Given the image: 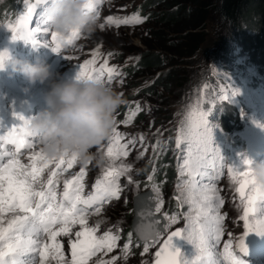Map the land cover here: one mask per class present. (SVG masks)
Wrapping results in <instances>:
<instances>
[{"label": "rangeland", "instance_id": "1", "mask_svg": "<svg viewBox=\"0 0 264 264\" xmlns=\"http://www.w3.org/2000/svg\"><path fill=\"white\" fill-rule=\"evenodd\" d=\"M34 2L35 0H29V3ZM144 6H151L150 0H104L100 5L94 31L82 33L72 45H65L60 55L42 46L33 48L22 40L13 41L11 31L0 27V51L6 49L12 56L32 62H48L57 78L75 76L77 65L92 59L91 53L97 50L100 53L97 67L103 59H108L109 66L118 74L117 78H112L111 88L124 101L118 108L115 119L117 131L122 137L120 143L127 145L128 155L117 159L115 164L129 165L130 170L119 177V198L100 204L99 213L89 210L93 214L88 217L93 220L90 226L99 222L97 235L111 230L114 235L119 236L112 252L97 254L104 260L115 256V264H155L154 254L159 245L151 246L147 253H143V244L136 243L131 231L134 198L151 191L156 203L157 193L153 191L154 186L159 188V199L162 200L161 211L155 214L163 218L165 214H178L177 223L171 225L161 239L171 231L185 227L183 213L187 212L188 205L178 206L175 198L178 195L176 184L180 179L177 165L182 161L178 158L179 150L174 149V138L188 112L197 104L208 113L207 119L214 126L213 132L218 139L227 142L234 151L232 158L236 163L228 157L230 162H224L220 177L212 181L224 201L219 209L224 217L223 233L220 243L215 246L216 253H220L226 241L237 245L244 234L239 199L229 179L228 167H240L242 158L249 157L243 149H249L256 153L259 160H264V46L260 47L259 34L250 32L243 40L238 39L236 31L221 20L216 10L209 14L198 30L188 31L191 32L189 37H185L187 31L178 35L166 32L157 25L159 13L167 11L166 6H151V10L147 12L146 17L149 20L146 23H107L109 16L129 17L137 14V9ZM41 10L39 7L36 9L30 27L36 26ZM23 11L24 0H0V25L14 22ZM101 24L104 25L103 28H100ZM47 39L51 41L50 35ZM37 40L42 45L44 36L38 33ZM261 43L264 44V37ZM153 55L159 56L161 62L158 66H137L142 59ZM131 67L135 69L130 70ZM33 86L19 74L0 72V121L5 128L10 127L15 108H24V101L29 103L32 100H20L12 93L11 88L20 87L18 90L23 93L30 89L33 95L39 87L38 84ZM46 92L47 90L43 91V101ZM224 93L230 99L221 100L219 97ZM45 106L37 101L36 105L19 115H25L24 118L29 119ZM223 112L230 115V131H226V126L221 125L219 120ZM129 116L131 119L125 124L124 121ZM169 138L173 142L171 147L167 146ZM103 145L106 150L107 141ZM92 151L95 153L98 149L94 148ZM25 153L22 155L23 160L21 158L23 164L29 156ZM103 158L102 165L94 160L85 168V195L93 191L95 181L103 176V167L109 163L106 156ZM81 166L77 162L68 172L78 173ZM68 172L64 175L67 176ZM150 175L153 177L151 181L148 180ZM207 182L206 179L203 181ZM60 187L62 188V182ZM129 233L132 236L125 258L121 250L129 242ZM252 241L257 243V247H263L259 257L264 261V236L251 233L244 243L250 244ZM183 245L181 252L191 259L195 255V249L184 240ZM63 250L65 257L70 258V244L63 246ZM96 259L92 257L89 264H94Z\"/></svg>", "mask_w": 264, "mask_h": 264}, {"label": "snow or ice", "instance_id": "2", "mask_svg": "<svg viewBox=\"0 0 264 264\" xmlns=\"http://www.w3.org/2000/svg\"><path fill=\"white\" fill-rule=\"evenodd\" d=\"M103 3L104 0H86V8L95 15L96 20ZM42 4L43 0H35L34 3L24 0V11L18 19L0 27L11 31L13 41L22 40L33 48L42 46L60 55L62 48L72 45L82 33L76 31L67 37L59 36L50 30L42 10L36 26L30 27L36 9H42ZM144 19L138 13L123 18L109 16L107 23L138 24ZM99 26L104 27L103 24ZM38 33L44 36L42 45L38 43ZM49 35L50 42L47 39ZM6 55V52L0 53V60ZM91 55L92 59L77 65L76 77L99 78L111 87L116 70L109 66L108 59H103L97 67L100 59L98 50ZM219 98L230 99L226 93ZM136 110H139V105ZM13 115L19 123L11 127L5 128L0 121V264H89L92 257L97 258L94 264H115V256L104 260L97 254L112 252L119 236L111 230L97 235L99 222L90 226L88 217L93 212L99 213L100 204L119 198V177L130 170L129 165L115 164L117 159L128 155L127 145L120 143L122 137L117 131L116 119L106 150L104 145L98 148V152L106 156L109 163L103 167V176L95 181L93 191L85 195L83 180L86 166L82 165L78 173L68 172L79 162L78 158L75 155L48 158L37 141L29 136L28 119L15 112ZM207 116L208 113L197 104L188 112L176 133V148L185 145L184 155L180 157L182 162L177 165L180 179L176 184L178 195L175 197L178 206L188 205L187 212L183 213L185 227L171 231L161 239L162 233H167L178 220V214H165V224L160 225L158 219L149 220L148 230L140 233L143 253H147L151 246L159 245L155 252V264H245L240 258V254L247 255L245 238L251 233L264 236V186L257 183L251 162L243 157L240 167H228V176L239 199L242 212L240 219L244 226V234L236 245L238 254H234L231 242L224 244L222 253L214 251L223 233L224 217L219 209L224 201L212 181L223 170L224 157L214 144V126L210 125ZM129 119L131 116L124 123L127 124ZM9 145L12 147L9 148ZM22 149L29 152L28 164L21 163L19 159ZM66 172L67 176L64 175ZM152 179L150 175L148 180ZM205 179L207 183H203ZM153 191L157 193L155 212L160 213L162 200L159 199V188L154 186ZM61 236L68 237L70 258L65 257L63 245L57 239ZM131 236L129 233V242L121 250L125 258ZM175 239L191 244L195 255L191 259L186 258L175 246Z\"/></svg>", "mask_w": 264, "mask_h": 264}, {"label": "clouds", "instance_id": "3", "mask_svg": "<svg viewBox=\"0 0 264 264\" xmlns=\"http://www.w3.org/2000/svg\"><path fill=\"white\" fill-rule=\"evenodd\" d=\"M42 14L51 31L67 37L73 32L91 33L97 25L86 0H43ZM7 55L0 60V72L23 76L30 85L47 86L45 107L28 119L27 131L50 159L75 155L81 165L104 163L99 148L112 135L115 115L123 98L99 78H57L51 65ZM214 138V134H213ZM252 173L264 186V160L246 157Z\"/></svg>", "mask_w": 264, "mask_h": 264}, {"label": "trees", "instance_id": "4", "mask_svg": "<svg viewBox=\"0 0 264 264\" xmlns=\"http://www.w3.org/2000/svg\"><path fill=\"white\" fill-rule=\"evenodd\" d=\"M153 7L166 6L168 9L164 13H159L158 27L166 32L176 35L196 31L201 27V23L207 20L209 14L216 10L221 20L236 31L237 38L243 40L248 33H258L260 47L264 37V0H150ZM144 6L138 8L136 13L144 17L143 23H146L147 12L152 8ZM185 37H189V34ZM159 56L153 55L148 59H142L137 66L156 67L160 64ZM135 69L131 67L130 70ZM150 92V90L148 91ZM227 112H223L219 120L221 125H225L226 131H230L231 118Z\"/></svg>", "mask_w": 264, "mask_h": 264}, {"label": "water", "instance_id": "5", "mask_svg": "<svg viewBox=\"0 0 264 264\" xmlns=\"http://www.w3.org/2000/svg\"><path fill=\"white\" fill-rule=\"evenodd\" d=\"M155 204L156 203L154 200V194L151 191L140 194L134 198V206H133L134 217L131 224V231L135 236L136 243L138 244L140 243L143 244V240H141L139 236L140 233L146 232L148 230L149 220L158 219L160 221V225L166 223V221L161 215L155 214ZM175 230H179V229H175ZM174 244L177 248H179L182 251L184 246L182 239H175Z\"/></svg>", "mask_w": 264, "mask_h": 264}, {"label": "bare ground", "instance_id": "6", "mask_svg": "<svg viewBox=\"0 0 264 264\" xmlns=\"http://www.w3.org/2000/svg\"><path fill=\"white\" fill-rule=\"evenodd\" d=\"M45 58H46V56H45ZM49 60V59H48ZM48 63V62H47ZM38 88L34 91V93H33V95H31V93H30V89H28V92H25V93H23V92H21V91H19L18 90V88H20V87H12L11 88V90H12V93L15 95V96H18V98L20 99V100H31V101H29V103L27 102V101H24V108H15V110H14V112L16 113V114H22V112H27L28 110L27 109H29V108H31V107H33L34 105H36L37 104V101H40V102H42V105H44L45 104V101H43V97H42V95H43V91L44 90H47V88L45 89V86H42V85H39L38 84ZM32 87H34L33 85H32ZM34 99V100H33ZM25 116V115H24ZM12 119L13 118H11V122H12ZM11 146V145H10ZM27 151V149H22L21 150V152H22V154L19 156V159H20V161H22L23 160V158H22V155L25 153L24 151ZM36 150H38V147H37V149ZM27 154H29V152H26ZM25 153V154H26ZM21 158H22V160H21ZM24 163L25 164H28L29 163V160H24ZM90 210H92V209H90ZM91 221H93V220H91V219H89L88 218V223H89V225L92 223ZM74 231H75V229H74ZM59 241H60V243L63 245V246H65V245H68L69 244V241H68V237H63V236H61V237H58L57 238ZM74 239V238H73ZM252 242H254V241H252ZM258 259V258H257ZM247 261V260H246Z\"/></svg>", "mask_w": 264, "mask_h": 264}]
</instances>
